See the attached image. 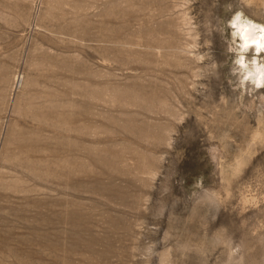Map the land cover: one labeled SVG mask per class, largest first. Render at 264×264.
Instances as JSON below:
<instances>
[{"label":"rangeland","instance_id":"1","mask_svg":"<svg viewBox=\"0 0 264 264\" xmlns=\"http://www.w3.org/2000/svg\"><path fill=\"white\" fill-rule=\"evenodd\" d=\"M238 13L264 0H0V264H264Z\"/></svg>","mask_w":264,"mask_h":264},{"label":"clouds","instance_id":"2","mask_svg":"<svg viewBox=\"0 0 264 264\" xmlns=\"http://www.w3.org/2000/svg\"><path fill=\"white\" fill-rule=\"evenodd\" d=\"M241 14H236L234 20L229 21L231 28H237L238 31L233 35H240L243 43L240 45L239 56L234 60L235 64L240 65L238 71L241 73L240 82L238 85H234V89L240 91H246L249 94V88L247 82L251 80L254 87L251 89L252 93L258 92L261 87H264V59L261 58V53L264 52V25H259L256 22L245 19L246 26L240 25ZM254 46V47H252ZM251 52L252 59L249 61L246 53ZM199 60H203V57H199ZM259 61V62H258ZM249 64L253 67L249 68ZM233 71H237L234 69ZM231 84L232 81L229 80Z\"/></svg>","mask_w":264,"mask_h":264}]
</instances>
